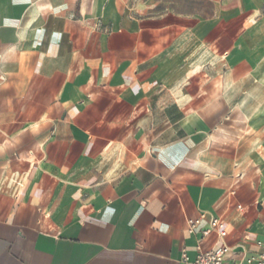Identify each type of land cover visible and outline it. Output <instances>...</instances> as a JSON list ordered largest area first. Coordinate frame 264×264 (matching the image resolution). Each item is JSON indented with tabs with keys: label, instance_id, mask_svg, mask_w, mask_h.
Listing matches in <instances>:
<instances>
[{
	"label": "crops",
	"instance_id": "0c3cea01",
	"mask_svg": "<svg viewBox=\"0 0 264 264\" xmlns=\"http://www.w3.org/2000/svg\"><path fill=\"white\" fill-rule=\"evenodd\" d=\"M203 213L263 251L264 0H0V264H181Z\"/></svg>",
	"mask_w": 264,
	"mask_h": 264
},
{
	"label": "built area",
	"instance_id": "2783aa9c",
	"mask_svg": "<svg viewBox=\"0 0 264 264\" xmlns=\"http://www.w3.org/2000/svg\"><path fill=\"white\" fill-rule=\"evenodd\" d=\"M189 233L198 235L196 253L191 255L189 251L183 250L181 256V264H226V255L230 248L224 242L228 234L224 222L215 217H208L205 213L198 218L189 219L187 221ZM217 232L220 242L217 246L209 250H203L201 241L211 233ZM263 251L257 255L246 258L245 264H264V241L259 242Z\"/></svg>",
	"mask_w": 264,
	"mask_h": 264
}]
</instances>
